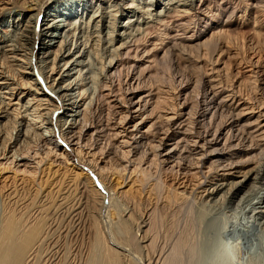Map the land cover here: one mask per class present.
<instances>
[{
	"label": "bare ground",
	"instance_id": "obj_1",
	"mask_svg": "<svg viewBox=\"0 0 264 264\" xmlns=\"http://www.w3.org/2000/svg\"><path fill=\"white\" fill-rule=\"evenodd\" d=\"M252 9L264 0H0V192L47 202L0 217V264H246L240 242L264 264V71L236 31ZM170 59L179 72L148 86ZM80 165L117 216L92 215L105 196ZM156 182L137 212L129 191Z\"/></svg>",
	"mask_w": 264,
	"mask_h": 264
},
{
	"label": "rangeland",
	"instance_id": "obj_2",
	"mask_svg": "<svg viewBox=\"0 0 264 264\" xmlns=\"http://www.w3.org/2000/svg\"><path fill=\"white\" fill-rule=\"evenodd\" d=\"M253 10H255V9H252V11L249 13V15H248V17L247 18H244V22L242 23V27H240L238 30H236L237 32H238V34H239V36H243L244 37V41H245V45H246V49L248 50V52L250 53V52H252V54L254 55V54H258L259 55V62H260V65H261V68H262V70L264 71V17H262L261 15H259L257 12H255V11H253ZM60 12L58 9H54V10H50V15H52V16H49V17H46L47 19H51V18H55V20L54 21H59L61 18L60 17H58L60 14L58 13V12ZM257 11V10H256ZM125 20V19H124ZM123 21V20H122ZM57 23V22H56ZM119 30V29H118ZM120 31V30H119ZM45 41H47L48 40V38L46 37L45 39H44ZM261 50V51H260ZM35 52V51H34ZM32 61H33V70H34V72H36L35 70H37V64H36V62H35V60L34 59H32ZM168 62H170L169 64H168ZM163 64H165L164 66H162V65H156L155 67H153V68H151V70H149L151 73H150V75H151V79H148L147 81H146V84L149 86H155V87H159V88H162V87H164V86H167L168 84H166V83H169L168 81H170V79L171 78H173V76H174V74L176 75V73L177 72H179V71H177V70H179L174 64H175V62H174V60L173 59H170V61L168 60L167 61V64H166V62L165 63H163ZM167 65V66H166ZM169 65V66H168ZM158 66V67H157ZM171 66V67H170ZM35 67V68H34ZM173 67V68H172ZM94 68H97V67H94ZM142 68V67H141ZM169 68V69H168ZM171 69V70H170ZM96 70H94V72H95ZM156 72H157V74H156ZM96 74H95V77L97 76V71L95 72ZM155 74H156V76H155ZM163 76V77H162ZM97 77H99V74H98V76ZM97 77H96V79H97ZM153 77H154V79H153ZM165 79L164 81H162L163 79ZM171 77V78H170ZM157 78V79H156ZM159 79V80H158ZM162 79V80H161ZM157 81V82H156ZM164 82V84H162ZM158 84V85H157ZM76 93V92H75ZM74 96H75V99H77L76 97H77V93L76 94H74ZM54 102H56V100L54 101ZM56 107H57V102H56ZM58 107H61L57 112H56V114L58 115V114H60L61 112H63L64 110H65V106L63 107V106H59L58 105ZM11 128V127H10ZM12 129V128H11ZM11 129H9L8 130V138H12V137H14V134H12V130ZM56 130H58L57 129V126L55 125V128H54V132H56ZM33 141V140H32ZM55 141H57V142H59L60 143V145H62L63 147L61 148V150L62 151H64L68 156H70V159L73 161V162H76V157H75V155H74V153H73V151L70 149V148H68L67 146H65L64 144H65V142H64V140H61L60 139V137L58 136V131L55 133ZM33 142H35V139H34V141ZM33 142H30L29 143V145H28V147L29 148H27V149H35L37 146H36V144L34 143L33 144ZM26 149V150H27ZM26 150H24V151H26ZM80 167L83 169V172L82 173H85V176L87 177V179H88V183H89V185H91V186H93L95 189H96V191L98 192V195L100 196V198L101 197H103V196H105V200H104V202H101L103 199H100V200H96V203H97V206H96V212L94 213V214H92L93 216L95 215V216H117L118 215V213H119V210H121L122 208H123V206H124V201H123V203L121 202V201H116L115 199L113 200V202L111 201V203H109V204H107L108 202H109V200H107V197H108V193L106 194V190H105V188H104V186H102L103 184L99 181L100 179H99V177L95 174V172H93V170H91V168L89 167V166H86V165H80ZM135 168L136 167H134V173L136 174V172L137 173H139L141 176L143 175V171L141 172V170L139 169V168H136L137 170H135ZM112 169V168H111ZM138 169L140 170V171H138ZM61 171H59L60 173L61 172H63L62 170H64V169H60ZM158 172V171H157ZM162 172H164V171H161V172H158L157 174H154V172H153V174L155 175V177H154V175H150L148 178L150 179V180H155V179H157L158 177L160 178V179H166L167 178V176L169 177V173L168 172H164V174L162 173ZM68 174V173H67ZM134 174V175H135ZM139 174H136L137 176H139ZM162 175H164L163 177H162ZM153 178H155V179H153ZM105 184V183H104ZM155 184H158V186H156V188L154 189V192H152V194L149 196V197H144L143 195L145 194V192L144 193H141L140 191H138L136 188H131V190L129 191V193H128V195H127V197H126V199H132V201L133 202H135L136 204H137V212H140V210L143 208V206H145L147 203H148V199H150L151 197L152 198H154V197H157L156 195H157V192H159V188L161 187V184H160V182H156ZM31 185V186H30ZM106 187L107 186H109V185H105ZM129 187V186H128ZM127 187V188H128ZM16 189H17V191H16ZM16 189H15V198H13V196L12 197H10V196H7L6 195V193L5 194H3L2 192H0V217H2V216H4L5 215V213L6 212H12V210L15 212V213H17L18 211H19V213H21L22 212V210L24 211V212H22V213H25V215H28V216H37V213L41 210V208H43V209H45V205H47L46 203V201H44L43 202V199H42V201L40 200V202H39V197L38 198H36V199H34V201H35V203L33 202V204L35 205V207H34V205L32 204V205H30L29 207H27V208H30V209H22V207L24 206V205H26L27 203V201H30V199L32 198V197H34V195H35V190H37L38 188L37 187H35L34 186V184L32 185V184H27L26 183V185L22 188L21 186H17L16 187ZM35 189V190H34ZM110 189H112V188H109V190ZM26 190V191H25ZM111 191V190H110ZM144 191H147V189H144ZM21 192V193H20ZM113 192V191H112ZM2 194V195H1ZM32 194V195H31ZM107 195V196H106ZM19 196V197H18ZM25 197H26V199H25ZM75 197V196H74ZM73 197V198H74ZM18 198V199H17ZM72 197H71V202L70 201H68L69 203L67 204L66 203V205L65 206H61V207H59V208H62V209H58V211H56L58 214H61L62 213V211L64 210V209H67V208H69V206H70V204L71 203H77V196L74 198V199H76V200H74ZM33 199V198H32ZM38 199V200H37ZM24 200V201H23ZM73 200H74V202H73ZM16 201V202H15ZM23 201V202H22ZM153 201H149V203H152ZM119 203V204H118ZM121 203H122V205H121ZM45 204V205H44ZM116 204V205H115ZM118 204V205H117ZM72 205V204H71ZM114 206V207H112V206ZM33 206V207H32ZM20 207V208H19ZM65 207V208H64ZM114 209V210H113ZM25 210H26V212H25ZM17 211V212H16ZM28 211V212H27ZM37 211V212H36ZM86 210H84L83 211V216H88L87 215V211L85 212ZM44 212V211H43ZM42 212V213H43ZM113 213V214H112ZM58 214H53V215H58ZM86 214V215H85ZM40 215H43L44 216V214H40ZM39 215V216H40ZM49 215V214H48ZM52 215V214H51ZM134 216H136V214H134ZM97 220H98V218H97ZM103 220L105 221V219H103L102 218V224L103 223H106V222H103ZM105 224H103V226H104ZM106 225H107V223H106ZM106 225L104 226V227H106ZM107 228V227H106ZM104 232L105 233H107V229H104ZM260 233H259V236H260V238H261V240H264V237H263V235H264V229H263V227H261L260 228V231H259ZM226 241H228L229 243H230V239L229 240H226ZM225 241V242H226ZM264 242V241H263ZM241 243V242H240ZM239 243V245L236 247L238 250V255H240V256H237L238 257V259L241 261V262H244V263H246L247 264V262H249V261H253V259H254V254H252V253H250V249L249 248H247V249H243V246H242V244H240ZM231 245V244H230ZM247 251V252H246ZM245 252V253H244ZM137 255V254H136ZM145 254H143V258L145 257L144 256ZM254 255V256H253ZM248 258V259H247ZM249 260V261H248Z\"/></svg>",
	"mask_w": 264,
	"mask_h": 264
}]
</instances>
